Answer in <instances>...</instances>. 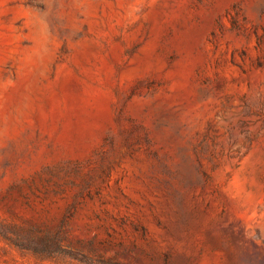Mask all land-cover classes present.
<instances>
[{"label": "rangeland", "instance_id": "obj_1", "mask_svg": "<svg viewBox=\"0 0 264 264\" xmlns=\"http://www.w3.org/2000/svg\"><path fill=\"white\" fill-rule=\"evenodd\" d=\"M0 264H264V0H0Z\"/></svg>", "mask_w": 264, "mask_h": 264}]
</instances>
